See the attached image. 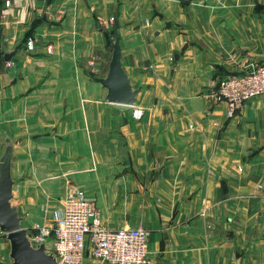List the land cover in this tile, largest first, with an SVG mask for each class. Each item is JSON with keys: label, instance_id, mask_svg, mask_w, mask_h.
I'll use <instances>...</instances> for the list:
<instances>
[{"label": "crops", "instance_id": "0c3cea01", "mask_svg": "<svg viewBox=\"0 0 264 264\" xmlns=\"http://www.w3.org/2000/svg\"><path fill=\"white\" fill-rule=\"evenodd\" d=\"M114 32L141 86L132 106L90 82ZM259 62L264 0H0L12 204L42 225L76 188L109 227L143 226L153 264H264V93L233 117L216 97L220 78Z\"/></svg>", "mask_w": 264, "mask_h": 264}, {"label": "built area", "instance_id": "2783aa9c", "mask_svg": "<svg viewBox=\"0 0 264 264\" xmlns=\"http://www.w3.org/2000/svg\"><path fill=\"white\" fill-rule=\"evenodd\" d=\"M9 4V0H5ZM112 18V17H111ZM26 46L35 47L33 38ZM49 50V48H48ZM264 93V62L243 72L231 73L217 82L216 97L227 117L238 114L250 98ZM31 231L35 243L44 242L58 264H83L91 256L100 264H153L148 252V234L141 225L109 227L100 214L96 199L80 189L69 190L62 209L50 225Z\"/></svg>", "mask_w": 264, "mask_h": 264}, {"label": "water", "instance_id": "95a60500", "mask_svg": "<svg viewBox=\"0 0 264 264\" xmlns=\"http://www.w3.org/2000/svg\"><path fill=\"white\" fill-rule=\"evenodd\" d=\"M170 26V21L164 22ZM104 31V28H101ZM119 35L114 32L111 41L112 53L108 70L104 76H93L106 88L103 98L111 103L134 105L141 86L133 87L127 72L121 62V46ZM185 47V46H183ZM12 52H6L4 57L9 59ZM178 54H175V58ZM13 139L9 132L4 133L0 150V231L9 241L10 264H58L55 255L44 242L35 243L30 238L28 228L23 224L24 213L17 204H12V187L15 179L11 173V158Z\"/></svg>", "mask_w": 264, "mask_h": 264}, {"label": "rangeland", "instance_id": "374dc122", "mask_svg": "<svg viewBox=\"0 0 264 264\" xmlns=\"http://www.w3.org/2000/svg\"><path fill=\"white\" fill-rule=\"evenodd\" d=\"M108 36V39L110 41L113 40L114 36L112 34H109L107 35ZM28 40V38H27ZM34 42H35V45H36V40L34 39ZM27 43V41H26ZM38 43V42H37ZM92 73V72H91ZM107 72H104V67L101 71H97V72H93L91 74V76H104ZM92 77H90V82L91 84H94V85H97V88H99V90H102L104 92V94L106 93V88L102 86V84L98 81H95L96 83H93L94 81L92 80ZM103 94V95H104ZM103 98V97H102ZM105 100V99H104ZM109 102V101H108ZM48 145V144H46ZM49 147V146H48ZM50 148V147H49ZM43 163L41 164H48V163H45L46 161H48V158L42 160ZM39 164V166L41 165ZM36 165V164H35ZM62 169L60 168L59 169V174L61 175L62 174ZM53 171L50 169L48 170L47 172V175L48 177H52L53 176ZM61 196H57V197H54V201H57L59 202ZM53 206V205H51ZM52 209L51 210H46L45 213L43 216H41V218H45V219H41V224L42 225H50L51 223H53V220H54V217L57 213L60 212L59 209H61L60 207H57V206H54V207H51ZM34 215L31 214L30 216L28 215V217H25L23 218V224L25 227H27L29 230L31 231H35L37 232L39 227L36 226V225H33L34 224ZM9 241L7 240L6 236L0 231V264H9V262L11 261V258L9 257Z\"/></svg>", "mask_w": 264, "mask_h": 264}]
</instances>
